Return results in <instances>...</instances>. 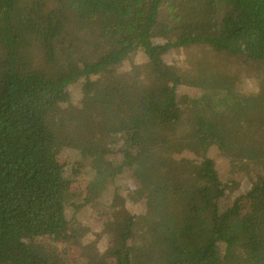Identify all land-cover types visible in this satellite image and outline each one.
Segmentation results:
<instances>
[{"label":"trees","instance_id":"1","mask_svg":"<svg viewBox=\"0 0 264 264\" xmlns=\"http://www.w3.org/2000/svg\"><path fill=\"white\" fill-rule=\"evenodd\" d=\"M223 63L264 84V0H0V264H58L84 154L113 169L89 172L91 264H264V90L237 106Z\"/></svg>","mask_w":264,"mask_h":264},{"label":"rangeland","instance_id":"2","mask_svg":"<svg viewBox=\"0 0 264 264\" xmlns=\"http://www.w3.org/2000/svg\"><path fill=\"white\" fill-rule=\"evenodd\" d=\"M195 52L196 53H193V55L189 57L185 53L173 54L172 57L171 56L169 58L165 57L164 61H166L167 63L171 65L179 64L180 69L182 68V70L180 71V75L182 76L184 74L183 71H186L185 69H188L190 65H191V70H192L193 64L197 62H202L199 60L200 58L202 57L211 58L210 54H208L206 50L199 49V50H196ZM212 59H215V57ZM228 64L223 63V65L221 66V69H218V70H219V73L224 75L223 77L236 76L239 78V79L237 78V81H236L237 87L234 90V94L237 95V97L235 98V102H237V106L242 105L243 102H248V97L250 95V92H252V90L258 91V88H260V90L262 89L264 90V84L260 85V87H258V85H254L253 83L254 76L251 73L237 71V70H240L238 68H241L243 70L246 69V68H243L242 63H240L241 65L236 64L234 65V67L233 65L230 66V64L229 65ZM254 66L257 67L256 64H254ZM70 96H71L70 101H72L74 106L78 108V106L80 105L81 98L77 97L75 92H71ZM207 104L208 103L204 104L201 108L203 109L207 108ZM66 110H70V108L67 107V109L64 110L65 113L64 112L62 113L61 117L63 119L66 118V115H65L67 113ZM232 111L233 112H231L230 116H233V115L238 116L235 113H238L239 111L242 115H245L248 113L249 110L246 107H242L241 109H237V110L233 109ZM262 142H263L262 151L264 152V138ZM87 158L88 156L84 154V156H82L81 159L77 160L78 162H76V161H72V159H69L65 155H61L60 161L62 165H64L65 167L72 165L71 176L75 178V180L68 178V181L63 184L66 196L70 197L76 193H80L82 200L79 203L74 202L73 206L77 207L76 214H75V210L72 208L73 206L70 207L67 211V217L70 223L67 225V231H66L67 238H65V240L64 239H59L58 241L56 239L55 240L54 239L41 240V242L45 243V245L48 247L49 249L48 252H50L53 257L57 258L56 260L58 264H61V263L91 264L90 255H89L90 253L85 252V250H83L82 245L80 244L81 240L85 238L86 235L89 234L91 231L88 225V221L90 217L92 216V214L97 209V204L89 201L91 197L89 184H91L92 182L89 172L91 169L96 168V170L99 171V174L101 176H104V175L108 176L111 174V171H113V169L111 167L106 166L105 164L102 163V161H99L97 159L93 160V166L87 168V161L89 160ZM263 166H264V161L257 165V168L259 169L258 171L259 173L264 172L262 170ZM132 171L135 173V177L131 182V186L134 192L139 197H141L142 194L145 193V188H144V184L141 179V176L146 175V173H148L149 171V164H148L147 159L143 157L142 155H138L136 157V160L132 164ZM116 203H117L116 210L120 208H124L126 204L125 199L121 196H118L116 198ZM242 209H243L242 211L243 216H246L251 212L250 203L246 199L242 202ZM173 260L175 261V259H172V257L169 256V253H167L162 257V259L158 261V263L159 264H173L174 263ZM100 264H112V262L110 260H107V261L104 260L100 262Z\"/></svg>","mask_w":264,"mask_h":264}]
</instances>
